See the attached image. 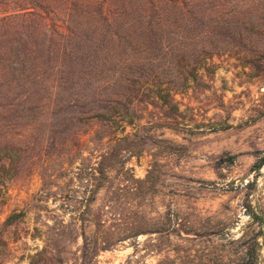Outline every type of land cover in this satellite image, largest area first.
Masks as SVG:
<instances>
[{
  "label": "rangeland",
  "instance_id": "rangeland-1",
  "mask_svg": "<svg viewBox=\"0 0 264 264\" xmlns=\"http://www.w3.org/2000/svg\"><path fill=\"white\" fill-rule=\"evenodd\" d=\"M248 21L247 32L223 35L221 53L207 61L213 72L200 69L198 81L182 79L179 69L164 74L179 79L170 83L176 112L147 98L136 101L133 123L117 131L135 134L136 154L126 157L134 176L144 179L154 168L156 198L147 215L181 224L175 232L86 245L122 221L127 196L113 192L117 170L95 194L86 179L60 174L69 157L75 171L99 160L104 146L93 139L97 126H78L85 132L80 145L69 122L67 130L52 125L45 136L42 126L13 163L3 167L0 159V264H242L252 245L257 264H264V166L255 167L264 155V20ZM70 110L62 107L66 115ZM65 186L81 209L90 203L88 215L74 218L45 196Z\"/></svg>",
  "mask_w": 264,
  "mask_h": 264
},
{
  "label": "trees",
  "instance_id": "trees-1",
  "mask_svg": "<svg viewBox=\"0 0 264 264\" xmlns=\"http://www.w3.org/2000/svg\"><path fill=\"white\" fill-rule=\"evenodd\" d=\"M253 16L264 20V0H0L1 166L26 152L42 126L45 136L52 125L63 130L69 122L79 145L85 132L78 126H97L93 139L104 146L99 160L75 171L69 157L60 174L86 179L95 194L117 170L113 192L127 196V211L122 221L103 231L101 240L86 245H117L144 233L175 232L181 224L147 215L148 202L156 198L154 168L146 178H136L126 167L137 150L130 143L135 134L119 137L117 131H124V122L133 123L130 108L136 101L148 99L169 114L176 112L170 83L179 79L164 74L179 69L182 79L198 81L200 69L213 72L207 61L221 53L223 35L247 32L246 20ZM67 106L72 114L62 112ZM263 166L264 155L255 164L256 169ZM45 196L59 200L74 218L92 211L89 200L81 209L69 186ZM254 218L261 219L256 213ZM100 224L107 229L105 221ZM256 246L242 264H257Z\"/></svg>",
  "mask_w": 264,
  "mask_h": 264
}]
</instances>
